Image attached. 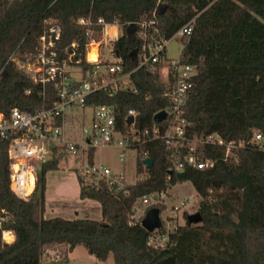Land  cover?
<instances>
[{"label":"trees","instance_id":"16d2710c","mask_svg":"<svg viewBox=\"0 0 264 264\" xmlns=\"http://www.w3.org/2000/svg\"><path fill=\"white\" fill-rule=\"evenodd\" d=\"M98 18L107 24L116 22L120 29L112 46L124 72H130V84L116 92L109 87L97 91L84 106L112 105L115 127L122 134L130 133L131 127L139 132L153 127L162 131L165 123L154 115L169 104L163 92L174 79L171 72L165 78L160 75L165 52L153 65L155 71L145 65L134 69L143 43L154 41L151 31L143 36L141 23L153 20L157 34L169 40L193 20L190 35L180 38L178 58L196 69L183 106V136L214 133L224 144L199 146L211 166L177 170L168 161L163 139L140 136L131 147L137 176L126 183V193L105 185L96 189L79 184L80 198L100 206L101 219L94 220L44 217L46 173L68 157L59 148L37 170L35 189L42 183L39 201L33 204L13 194L7 154L10 137L0 138V264H46L45 246L57 243H64L67 252L82 244L99 261L111 254L114 264H264V0H0V112L7 115L17 108L30 114L57 99L58 85L34 83L12 56L31 54L39 37L55 25L58 57H66L75 42L74 59H80L83 70L91 69L84 59L89 39L85 31L100 38ZM79 19L85 23L79 24ZM129 108L137 112L133 125L126 121ZM228 142L234 146L226 153ZM187 144L183 141L180 156ZM88 153L92 161L94 149ZM148 157L152 164L147 168L143 160ZM184 181L192 184L199 198L196 211L201 221L188 224L185 219L166 246L148 245L149 231L130 220L134 204L145 194ZM4 230L13 234L10 243L1 240ZM59 259L65 264V256Z\"/></svg>","mask_w":264,"mask_h":264},{"label":"built area","instance_id":"2783aa9c","mask_svg":"<svg viewBox=\"0 0 264 264\" xmlns=\"http://www.w3.org/2000/svg\"><path fill=\"white\" fill-rule=\"evenodd\" d=\"M84 24L83 19L77 21ZM97 24L102 26L101 36L96 39L92 31L86 29L85 35L89 38L85 45V62L90 64L91 69L83 70L80 59H74L75 42H72L71 52L66 57L59 58L56 48V41L59 39V28L51 25L48 34L39 37L35 50L31 53H24L22 58L11 57V60L17 64V68L25 73L34 83L53 82L59 86L57 99L50 105L41 104L34 112L27 114L17 108H13L7 115L0 112V138L9 139L7 154L10 159L9 188L18 198L28 201L36 187L37 166L49 160L55 153V148L65 151L71 158V168L76 167L74 171L79 184L83 186L100 188L107 186L115 192H127L126 181L123 172L112 173L111 170L101 163H94L89 159V149H96L105 146H113L120 149L118 157L120 161L124 160V152L131 149L140 140V136L149 138H161L164 140L167 149V158L169 163L177 170L185 166L204 168L212 165V161L202 157V151L199 146L212 143L224 144V141L217 134L198 135L190 138L183 136L185 130V119L183 117V106L187 94L192 87V77L196 73L195 66L192 64L181 63L179 60H165L160 68L162 78L171 72L174 81L170 89L163 92V96L169 98V104L163 109L165 116L163 121L164 128L144 129L141 132L135 131L133 127L130 133L122 134L115 127V111L112 105L101 104L92 109L90 127L84 124L80 127L81 140L68 139L64 128L69 116L82 114L84 117L85 101L87 98L100 90L109 87L112 92L127 88L130 81V72H124L121 59L115 53L112 43L105 40L110 35L107 33L109 25L116 27L117 23H104L102 18L96 20ZM153 20L142 22L144 29L143 36L146 37L147 31L153 32V43L144 42L141 51L136 54V65L134 69L146 66L151 72L154 70V64L157 63L165 52V39L157 34V29ZM193 27V20L182 25L172 37L189 36ZM120 31L113 37L117 39ZM108 35V36H107ZM112 40V39H111ZM110 40V41H111ZM111 44L108 53L111 59H104L101 51L102 45ZM94 55V58L90 57ZM71 67L79 69V78L73 77L70 72ZM136 92L135 88H131ZM26 93L29 90H25ZM43 96V88L39 90ZM137 112L129 108L126 112V121L128 116H132L129 125H133ZM255 140L260 139L259 134H255ZM183 141L187 142L186 150L182 156L179 155L180 147ZM226 153L234 146L232 142L225 144ZM134 150V149H133ZM138 177L137 179H140ZM167 179L169 177L167 176ZM168 190L157 193L145 194L140 197L132 208L130 220L139 221L144 217L146 211L151 207L159 209L160 226L149 232L147 244L154 247H164L170 242V235L175 228L181 224L178 219V211L187 203L193 201V197L181 200L178 204L169 207V215L162 218L160 213L167 209L166 200H172ZM184 220V219H183ZM1 240L4 243H10L13 240L12 232L4 230L1 232ZM46 249L49 255V261L46 264H64L60 261V253L56 250Z\"/></svg>","mask_w":264,"mask_h":264},{"label":"rangeland","instance_id":"374dc122","mask_svg":"<svg viewBox=\"0 0 264 264\" xmlns=\"http://www.w3.org/2000/svg\"><path fill=\"white\" fill-rule=\"evenodd\" d=\"M120 31V29H119ZM111 44L105 43L102 45V55L104 59H111L108 53V48ZM182 49V41L180 37H172L165 42V54L164 57L167 61L178 60ZM16 58H22L16 53L14 55ZM94 56V55H93ZM15 63V62H14ZM17 66V64L15 63ZM71 74L75 78H79V69L77 67H71ZM92 116V109L90 107L85 108L84 117L82 114H76L69 116L67 122L65 123V134L70 140H75L79 142L80 137V127L83 123L85 127H90V121ZM120 149L113 146H105L101 148H96L94 150L92 161L94 163H101L108 167L112 173L123 172L125 176V181L127 183H133L136 180L135 171V151L133 149H126L124 152V160L120 161L118 157ZM71 158L62 157L59 162L58 168L55 170H49L46 173L45 180V195L47 202L45 204V216L47 218L60 216L66 219H72L77 217L89 218L94 220L101 219L100 206L99 204L90 199H79L73 191L72 182H74L73 170L71 168ZM37 170L39 167H36ZM73 174V175H72ZM70 175V177H67ZM169 193L172 196V200H166L167 209L162 210L160 215L162 218H166L169 213V207L171 205L178 204L181 200H186L188 197H193V201L187 203L178 211V219L181 224L184 223L186 217L190 213H194L197 210V203L199 198L197 197L194 187L189 181L179 182L169 189ZM184 219V220H183ZM59 244V243H57ZM54 244V245H57ZM55 249L62 256L67 255L69 261L67 264H114L112 255L109 254L105 261L97 260L93 255H91L84 245H76L71 252H67V249L60 252L59 249ZM66 246V245H65ZM49 250H52L50 245L45 246ZM48 250V251H49ZM68 253V254H67Z\"/></svg>","mask_w":264,"mask_h":264},{"label":"water","instance_id":"95a60500","mask_svg":"<svg viewBox=\"0 0 264 264\" xmlns=\"http://www.w3.org/2000/svg\"><path fill=\"white\" fill-rule=\"evenodd\" d=\"M115 53L117 54V50H115ZM135 57V50L132 53V58ZM165 116V112L163 110L157 112L154 115V118L157 121H160L163 119V117ZM132 121V116H128L127 118V122L130 123ZM143 163L146 165V167H150V165L152 164V159L151 158H145L143 160ZM42 193V183H38L37 188L35 189L34 195L31 198V202L33 204H36L39 201V198L41 196ZM186 220L188 222V224L191 223H198L201 221V216L199 214V212H194V213H190L187 215ZM160 217H159V209L157 207H151L149 208L144 217L140 220V225L146 229L147 231H152L155 228H158L160 226Z\"/></svg>","mask_w":264,"mask_h":264},{"label":"crops","instance_id":"0c3cea01","mask_svg":"<svg viewBox=\"0 0 264 264\" xmlns=\"http://www.w3.org/2000/svg\"><path fill=\"white\" fill-rule=\"evenodd\" d=\"M117 32H118V27H116V26H114V25H109L108 26V28H107V33L110 35V37L108 36V39H107V37L105 36V40L106 41H109L110 43H112L113 42V37L117 34ZM112 39V40H111ZM111 40V41H110ZM68 168L69 169H72V168H70V166H68ZM74 174V175H73ZM73 177H74V182H72V185L70 184V186H72V188H73V191L75 192V195L77 196V197H79V199H82V198H80V195H79V191H80V186H79V182H78V179H77V176L75 175V173H74V171H73ZM67 177H70V175H68ZM46 192V191H45ZM44 192V193H45ZM44 198H45V204H46V202H47V198H46V195L44 194ZM44 217H46L45 216V213H44ZM51 247H52V250H55V249H53V245H50ZM56 247V249H59V251L61 252L62 251V248L64 249V250H66V246H65V244L64 243H59V244H57V245H54V248ZM47 249H48V247H46ZM68 254V253H67ZM65 258H66V262H65V264H67V261H69V258L67 257V255H65Z\"/></svg>","mask_w":264,"mask_h":264},{"label":"bare ground","instance_id":"6f19581e","mask_svg":"<svg viewBox=\"0 0 264 264\" xmlns=\"http://www.w3.org/2000/svg\"><path fill=\"white\" fill-rule=\"evenodd\" d=\"M90 57H91V58H94L93 54H90Z\"/></svg>","mask_w":264,"mask_h":264}]
</instances>
